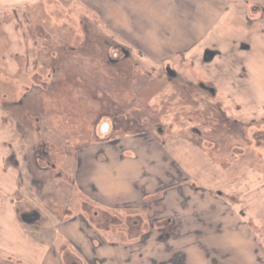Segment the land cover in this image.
Returning a JSON list of instances; mask_svg holds the SVG:
<instances>
[{
  "label": "rangeland",
  "instance_id": "rangeland-1",
  "mask_svg": "<svg viewBox=\"0 0 264 264\" xmlns=\"http://www.w3.org/2000/svg\"><path fill=\"white\" fill-rule=\"evenodd\" d=\"M262 1L40 0L33 6L17 8V12L0 11V110L9 112V109L12 110L9 103L15 101L29 104L43 123V130L32 132L29 145L42 139L48 153L45 163L39 156H27L24 160L15 158L18 166L6 165L11 151L16 152L6 130L9 126L0 123V197L12 196L18 191L19 202L12 199L18 219L24 223V218L34 215L29 225L21 227L33 243H41L44 234L45 243L55 252V255L50 254L45 264H104L107 257L100 254L104 247L110 248L112 245H116V257L108 264H132L133 260H124L120 256L129 249H137L136 244L106 241L105 234L110 229H115L114 241L123 230L130 235L141 230L148 235L149 231L152 239L157 236L162 238L157 226L150 229L146 208L138 211L140 205L137 208L122 206L119 200L117 207L98 203L106 212L100 209L102 212H97V208H90L84 202L82 189L92 193L97 188L108 187L115 201L135 198L129 192L137 189L140 183L143 187L146 182L149 189L153 190L154 186H162V189L159 194L145 197L154 201H168L169 191H172L168 178L163 176L156 181L151 175L154 169L161 167L160 160L164 162L169 158L166 154L176 153L174 161L180 162V169L192 177L189 179L190 185L196 188V193H202L198 196L207 199L209 193L221 191L227 196H234L236 203L238 194L250 192L247 202L256 208H264V150L259 144L256 153L259 152L262 157L255 155L234 161L227 151L225 157L219 160L217 155L221 153L217 149L195 146L198 141L194 136V146L177 144L174 148L172 144L165 148V155L155 151L159 149L155 142L150 143L151 146L134 140L135 131L124 125H121L124 132L110 136L121 138L118 144L94 143L87 136L95 123L98 108L104 106L93 102L92 96L96 94L105 95L112 91L114 101L124 105L121 107L129 111L128 115L135 118L145 115L155 120L147 110L145 113L136 110L139 106L153 109L160 98H168L174 88L179 90L177 84H168L167 79L157 83L153 76H150L152 79L147 77L155 70L160 74L164 67L157 66L163 59L177 72L188 73L190 79L192 76L191 80L199 93L192 95L194 114L202 107L203 96L215 106L230 108L231 112L240 108L243 113L257 111L258 117L264 116ZM82 29L87 32V38ZM103 38L134 49L133 58L137 55V49L142 54L144 52L143 58L140 56L143 71L137 74L134 68L126 65L121 67L100 62L104 58L99 51L104 46L101 43L106 41ZM209 48H214L219 56L205 67L202 54ZM51 69L55 70L54 75ZM207 69L208 84L215 85L214 100L197 88L205 79ZM118 71L125 72L127 79L124 83L115 76ZM34 73L38 75L32 77ZM110 74L114 76L112 81L107 80ZM127 86L137 96L141 92L142 98L139 96L130 101L121 96V91ZM174 107L184 108L180 103H175ZM198 122L194 116L192 124ZM185 126L179 118L170 135L180 134ZM81 127L85 130L84 136ZM146 128V133L153 136L150 127ZM79 135L83 142L78 141ZM202 135L203 139L227 141L224 135L208 130H203ZM80 161L91 164L87 173L79 170ZM104 161L108 162L106 172L97 165ZM249 163L254 169H247ZM147 164L151 165L150 168ZM221 166L225 169H221ZM225 177L233 178L228 181L232 182L231 185L226 183ZM225 203L233 204L230 199ZM157 206L152 203L147 207L148 212L152 213ZM132 210L142 215L147 221L146 225H143L141 218L129 224L127 214ZM91 211L94 217L87 218ZM108 212L118 216L117 221L109 219ZM8 219L9 215L3 221L8 223ZM160 225L163 229H169L166 220ZM226 230L221 236L233 235L234 227H226ZM6 231L8 234L10 230ZM17 240L20 242L19 236ZM19 245L23 246L21 243ZM249 246L247 244V249ZM141 248L147 250L148 246ZM155 255H159L156 248L152 251V257ZM154 262L158 263L159 260L154 259ZM204 263L207 264V261ZM136 264L149 263L147 260H136Z\"/></svg>",
  "mask_w": 264,
  "mask_h": 264
},
{
  "label": "flooded vegetation",
  "instance_id": "flooded-vegetation-1",
  "mask_svg": "<svg viewBox=\"0 0 264 264\" xmlns=\"http://www.w3.org/2000/svg\"><path fill=\"white\" fill-rule=\"evenodd\" d=\"M82 31L87 38L88 34L85 29H82ZM104 39L106 38L102 40ZM101 44L104 46L99 51L104 58H101L100 62L121 67L126 65L134 68L137 74L143 71V67L140 66L142 61L140 56L143 58L144 52L142 54L141 50L137 49V55L133 58L134 49L129 48L124 43L106 39ZM42 50L45 51L44 48ZM218 56L219 53L214 48L205 49L202 54L203 66L208 67ZM95 61L98 62L99 58L95 59ZM166 61V59H163L162 62L159 61L158 63L157 67H164L160 74L155 72V70L153 71L155 74L150 73L147 77L153 76L157 83L161 82L162 79H167L168 84H177L178 87L176 88L179 90L174 88L168 98H160L153 109L139 106L136 110L138 113H145V110H147V113L155 117V120H151L145 115L137 118L128 115L129 111L121 107L124 105H120L117 100L114 101L112 91L105 95L96 94L92 96L93 102L104 104V106L98 108L99 112L95 115V123L94 125L92 124L93 127L87 134L90 140L94 143H108L109 145L121 143V138H117V136L110 138V136L118 132H124L125 129L121 127V125H124L126 128L135 131L136 139L134 140L145 145L152 146L150 143L153 142L158 144L159 149H155V151H158L161 155H165V148L172 146V144L174 148L177 147V144L194 146V140L192 139V136H194L198 141L195 146H206L212 150L217 149L221 153L217 155L219 160L223 159L228 152L231 154L230 159L234 161L255 155L256 157H262L259 152L256 153V150L259 147L258 144L264 150V116L258 117L257 111L246 114L240 108H236L231 112L229 111L230 108L215 106V103L203 96H201L202 107L194 114V97L192 95L194 92L196 94L199 93L191 80L192 76L190 79L188 73L185 75L182 72H177ZM50 71L52 75L55 74V70L51 69ZM208 71L207 69L206 72ZM34 75L38 74L34 73L32 77ZM115 76L122 83L127 79L123 71H118ZM205 76V79L198 84L197 88L214 100L216 94L215 85L208 84L210 82L208 80L209 72ZM151 77L150 79H152ZM113 79L114 76L112 74L107 76L108 81ZM41 80H44V78L42 77ZM140 93L137 96L131 87L127 86L121 91L120 95L127 97L130 101H134L139 96L142 98ZM175 103L183 104L184 108L176 109L174 107ZM26 104L21 101H15L9 103L12 108V110L9 109V112L0 110L3 113V115L1 113L0 123L9 126L6 130L9 131L10 141L15 145L16 152L11 151L9 158L7 157L6 165L18 166L15 158L16 160L18 158L24 160L27 156H34L35 158L39 156L45 163V157L48 155L42 139L36 140V143L33 141L31 146L29 145L32 132L38 133L43 130V123L37 114H34L33 108ZM141 105H143L142 102ZM151 110L152 112H150ZM168 116L169 119H167ZM194 116L199 120L196 124H192ZM179 118L182 119V124L186 125L185 128L181 130L180 134L170 135V132L174 130L175 122ZM83 125L85 127V124ZM146 126L150 127L153 136L146 133V129H148ZM80 130L84 136L85 130L82 127ZM203 130L224 135L223 138L227 139V141L223 142L214 138L203 139ZM79 137L78 141L83 142L80 135ZM29 148H32V150L28 151ZM253 148L254 151L252 150ZM226 151L227 153H225ZM175 154L171 156L172 174L170 175L169 183L171 184V193H173L175 200L173 210L177 209L180 212H173L174 214L171 218L168 220L164 219L169 222L168 230L163 229L156 222L157 230L160 235L162 233V238L157 236L158 238H154L155 240L152 239L154 241L148 243L151 235L149 231L148 235L144 234L141 237V244L146 243L148 250L150 249L149 254L152 255V251L155 248L159 251V255H155L154 258L148 256L145 260L149 264H205L204 261H207V264H264V208H256L251 202H247L250 192L238 194L236 196L238 201L234 203L236 201L234 196H227L221 191L209 193L207 199L199 196L198 200L189 206L191 198L186 196V189L196 193V188L189 183V179H192V177L180 169V162L174 161ZM221 164L225 167V163L222 162ZM223 167L221 166V169H225ZM246 167L250 170L253 168L250 163ZM224 179L228 185L232 184V182L229 183L228 181H232L231 179L233 178L225 177ZM228 199L233 204H226L225 201H228ZM19 200L20 196L17 191L14 193V201L19 202ZM186 209H188L187 215L185 212L181 213ZM28 219V223L31 222L34 219V215H30ZM224 222H232L234 224L233 235L241 233L243 239L250 241L247 243L250 246L247 249V244L245 245L242 255H240L238 247L240 243L236 244L235 250L230 251V248L234 247L228 240L233 235L221 236L227 231L223 226ZM151 225L150 229L153 228ZM159 246L162 247V251L159 250ZM154 259H158L159 262H154Z\"/></svg>",
  "mask_w": 264,
  "mask_h": 264
},
{
  "label": "crops",
  "instance_id": "crops-1",
  "mask_svg": "<svg viewBox=\"0 0 264 264\" xmlns=\"http://www.w3.org/2000/svg\"><path fill=\"white\" fill-rule=\"evenodd\" d=\"M40 0H0V11L4 10V11H12V12H17V8L22 7V6H33V4H37L39 3ZM263 2L262 0H255V2ZM252 2H254V0H252ZM166 157L168 156L169 158H166L164 160V162H162L160 160L161 163V167H158L157 169H152L153 170V174L152 175V179L153 180H160L163 176L165 178H168V184L170 181V175L172 172V166H171V156L172 154H166ZM156 157V156H155ZM110 159V158H107ZM176 159V158H175ZM108 161V160H107ZM104 161V162H98V167H100L99 169H102L103 171H108L107 165L108 162ZM80 161L78 163V167L79 170L85 171L86 173L89 171L88 168L91 165L89 162H83ZM81 164V165H80ZM96 164V163H95ZM148 165V164H147ZM151 165H148V168H150ZM143 187H141V183L140 185L136 188H133L131 192H129V194H134L136 197L135 198H119L116 199L114 201L113 197H112V191H110V188L105 187V188H97L95 190L92 191V193L89 192H85L84 189H82L83 194L82 197L84 199V202L87 203L89 205L90 208H97V212H102L105 211L102 206H111V207H117V201H122L121 205L122 206H128V207H133L136 206V208L140 205V208H138L137 210H142L141 208H146V213H147V218L146 220L151 223L149 224V226L151 225L153 228L154 226H156V224H160L162 220L166 219L168 220L169 218L172 217V215L174 214L173 212H177L179 213L180 211L173 210V203L175 202L174 200V195L173 193H171V191H169V196H168V201L165 200L164 202L162 201H154L151 200L150 197H145V196H151L154 194H159L158 192L161 191L162 186H158L155 187L154 189H149L147 187V183L144 182L143 183ZM228 188V187H227ZM144 191H143V190ZM104 190V191H103ZM186 196H189L190 199V203L189 206L192 205L193 202L198 200V193H194L191 192L189 190L186 189ZM6 197H0V264H45V261L47 258H49L50 254L51 255H55L54 250H52V248L50 246H48L45 243V235L42 234L43 240L41 239V243H33L29 236L26 234V232L23 230V228L21 227L22 225L26 226L29 225V223H23L20 219H18L17 216V210L13 204L12 199L14 200V194L5 195ZM8 200L9 202L6 203L5 200ZM94 201L93 203L90 201ZM148 201V202H147ZM154 201V202H153ZM95 203V204H94ZM98 203L102 204V206H98ZM156 203L158 208L155 209V211H152V213L148 212V208L151 206V204ZM148 207V208H147ZM102 211H100V210ZM188 209L182 211L183 212H187ZM138 211H128V218L130 220V223L132 221H134V223L138 220L143 219L142 215L139 214ZM93 211H91L89 213L88 217H94V214L92 213ZM109 213V212H108ZM146 213L144 215V217H146ZM9 215L10 219H8V223H6V221H3V219H5L7 216ZM187 215V213H186ZM82 219L83 216H81ZM109 219H112L114 221H117L118 216H112L111 213L108 214ZM144 220V219H143ZM144 220V224L146 225L147 221ZM146 221V222H145ZM157 222V223H156ZM21 224V225H20ZM82 225V224H80ZM224 228H232L234 227V224L231 223H227L224 222L223 223ZM147 228V226H146ZM10 230L8 231L9 233L7 234L6 230ZM108 230V229H107ZM149 230V229H147ZM152 230V229H151ZM91 230H88V232ZM115 229L114 230H108L107 233L105 234V240L108 242H114V244H120V243H129L132 242L133 244H136L137 249H129L128 252L126 251L125 254H122V256H120L121 259L124 260H133L131 263L132 264H136V260H145V258H147L148 256H152L151 254H149V250L145 248V244H141V237L144 236V230H141V232L139 231V233L137 234H133L130 235L128 234L126 231L123 230V233L120 234V237L118 239H116L115 241L112 240L115 235H114ZM227 232V231H226ZM9 234H13V235H9ZM16 234V235H15ZM240 234V235H239ZM238 235L234 234L230 240H228V242H231L232 246L234 248H230V251L235 250L236 248V244L240 243L239 247V252L240 255H242V252L245 248V245L247 243H249L250 241H246L245 239H243L241 236V233H239ZM18 236L20 237V242L17 240ZM107 236V238H106ZM110 237V238H108ZM9 239V240H8ZM136 239V240H135ZM101 240V239H100ZM120 240V241H118ZM155 240V239H154ZM152 240V234L150 235V239L148 241L152 242L154 241ZM23 244V246L21 247V245L19 244ZM107 244V243H106ZM108 245V244H107ZM116 246V245H115ZM114 246V247H115ZM113 245L108 248L104 247L103 248V252H101V256H106L107 258L104 260V264H108L109 260L115 259V254H116V247L114 248ZM141 247H144L145 249H142ZM129 248V247H128ZM141 248V249H140ZM162 247L159 246V250L162 251L161 249ZM136 252V253H135ZM148 252V253H147ZM161 256V254H160ZM54 258V256H53ZM249 260V259H248ZM13 261V262H12ZM70 264V263H69Z\"/></svg>",
  "mask_w": 264,
  "mask_h": 264
},
{
  "label": "water",
  "instance_id": "water-1",
  "mask_svg": "<svg viewBox=\"0 0 264 264\" xmlns=\"http://www.w3.org/2000/svg\"><path fill=\"white\" fill-rule=\"evenodd\" d=\"M28 220H29L28 218H24V221H25V222H28Z\"/></svg>",
  "mask_w": 264,
  "mask_h": 264
}]
</instances>
